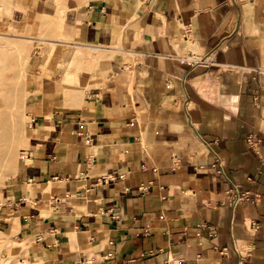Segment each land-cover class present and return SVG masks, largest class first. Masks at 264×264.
Returning <instances> with one entry per match:
<instances>
[{
	"label": "crops",
	"instance_id": "crops-1",
	"mask_svg": "<svg viewBox=\"0 0 264 264\" xmlns=\"http://www.w3.org/2000/svg\"><path fill=\"white\" fill-rule=\"evenodd\" d=\"M9 15L33 35L60 17L59 40L123 56L77 109L33 117L0 191L19 264H264V0H11ZM233 186L249 195L234 209Z\"/></svg>",
	"mask_w": 264,
	"mask_h": 264
},
{
	"label": "rangeland",
	"instance_id": "rangeland-1",
	"mask_svg": "<svg viewBox=\"0 0 264 264\" xmlns=\"http://www.w3.org/2000/svg\"><path fill=\"white\" fill-rule=\"evenodd\" d=\"M10 1L0 0V120L6 119L0 127V191L10 187L22 160L23 142L32 130L30 119L35 115L51 119L52 114L77 109L90 90L101 91L99 86L113 79L119 70L114 64L123 58L108 48L100 47L96 56L87 53L96 46L59 40L60 17L43 23L54 29L52 33L33 35L28 29H17L18 24L11 23ZM79 51L86 53L82 63ZM24 249L14 235L0 228V264H19Z\"/></svg>",
	"mask_w": 264,
	"mask_h": 264
},
{
	"label": "built area",
	"instance_id": "built-area-1",
	"mask_svg": "<svg viewBox=\"0 0 264 264\" xmlns=\"http://www.w3.org/2000/svg\"><path fill=\"white\" fill-rule=\"evenodd\" d=\"M227 194L229 195L228 202L231 205L232 209H234L239 204L249 200V195L240 192L235 186H233L227 192Z\"/></svg>",
	"mask_w": 264,
	"mask_h": 264
},
{
	"label": "bare ground",
	"instance_id": "bare-ground-1",
	"mask_svg": "<svg viewBox=\"0 0 264 264\" xmlns=\"http://www.w3.org/2000/svg\"><path fill=\"white\" fill-rule=\"evenodd\" d=\"M4 36H13V35H9V34H6V35H4ZM13 37H18V36H13ZM19 38H24V37H19ZM37 41H42V40H40V39H38ZM56 43H58L59 45H64V44H66L65 42H56ZM102 50V49H101ZM105 51V50H104ZM109 51V50H108ZM88 52H91L92 54H94V55H96L97 56V54L100 52V47H90V48H88V51H87V53ZM109 52H111V51H109ZM113 52V51H112ZM85 55H86V53H85ZM84 53H82V52H77V57L79 58V60H80V62L84 59ZM85 60H83V62H84ZM82 63V62H81ZM62 90L64 91V87L62 88ZM65 93V92H64ZM88 96V94H86L85 95V98ZM22 101H23V97H22V95H21V98H20ZM5 118H1V120H0V127H3V124H4V122H5ZM30 122H32V119H30ZM6 124V123H5Z\"/></svg>",
	"mask_w": 264,
	"mask_h": 264
}]
</instances>
